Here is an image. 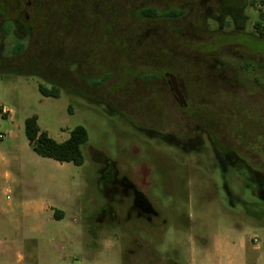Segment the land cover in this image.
Returning a JSON list of instances; mask_svg holds the SVG:
<instances>
[{
	"label": "rangeland",
	"instance_id": "374dc122",
	"mask_svg": "<svg viewBox=\"0 0 264 264\" xmlns=\"http://www.w3.org/2000/svg\"><path fill=\"white\" fill-rule=\"evenodd\" d=\"M261 1L2 0L14 29L0 31V264H100L102 251L105 264H264V192L243 166L223 172L207 142L182 152L143 132L202 130L264 175ZM34 68L71 93L1 74ZM160 71L192 86L190 118L146 79ZM32 115L57 142L83 126L82 165L38 156ZM109 236L118 248L103 250Z\"/></svg>",
	"mask_w": 264,
	"mask_h": 264
},
{
	"label": "trees",
	"instance_id": "16d2710c",
	"mask_svg": "<svg viewBox=\"0 0 264 264\" xmlns=\"http://www.w3.org/2000/svg\"><path fill=\"white\" fill-rule=\"evenodd\" d=\"M264 4V0L261 1ZM140 15L144 18H175L182 14L181 11H158L154 8H144L139 11ZM7 10L5 9L2 0H0V31L3 35L9 34V32L14 29V24L12 21L8 19L6 16ZM254 28L258 31L259 36L264 38V27L260 22H256L254 24ZM12 55L18 56L24 51V44L21 42H16L14 46L11 48ZM50 54V53H49ZM1 74H15V75H35L43 79V81L47 82L50 85V88L39 84L38 91L43 97H59L60 91L65 89L64 87L56 84L53 80L49 79V77L44 76L42 74V70L40 68L34 69H5ZM106 76H102L100 80H98V84H101ZM67 93H71L65 89ZM92 103V102H90ZM93 104V103H92ZM24 133L26 139L28 140L29 145L32 150L40 157L53 159L59 163H72L75 166H80L83 163L82 154H81V146L88 141V133L83 126H76L69 132V137L63 142H57L52 139L48 133L42 130L37 122V116L32 115L25 119L24 121ZM53 216L57 219H61L62 217H58L57 212H53Z\"/></svg>",
	"mask_w": 264,
	"mask_h": 264
},
{
	"label": "flooded vegetation",
	"instance_id": "af4514ba",
	"mask_svg": "<svg viewBox=\"0 0 264 264\" xmlns=\"http://www.w3.org/2000/svg\"><path fill=\"white\" fill-rule=\"evenodd\" d=\"M146 79L160 84L167 91V95L171 98L173 104L179 109L183 118L185 120L187 117L190 118V114L194 112V108L191 102L193 92L192 86L190 84L183 82L180 77L170 71H160L157 73H152V76H149ZM176 89L183 97L184 102L182 103V105L177 100V96L175 93ZM143 132L146 133L150 138L160 139L164 143L170 146H174L182 152H191L192 150H197L205 142H207L210 145L212 154L216 159L217 164L221 167V170H223V172H226L225 170L228 166L235 167V165H241L247 173L248 180L254 184L256 191L260 194L261 192H264V175L255 170H252L249 167H246L244 162L238 157H235L234 153L231 150L219 151L218 149H216L212 141H210L207 137H203L204 132L202 130L185 136L182 139L170 135L169 133L157 131L155 129H147Z\"/></svg>",
	"mask_w": 264,
	"mask_h": 264
},
{
	"label": "clouds",
	"instance_id": "9594fccd",
	"mask_svg": "<svg viewBox=\"0 0 264 264\" xmlns=\"http://www.w3.org/2000/svg\"><path fill=\"white\" fill-rule=\"evenodd\" d=\"M101 247L103 250H108V249H115L118 248L119 241L111 236L104 238L103 240L100 241ZM101 255V262L100 264H105V261L103 259L104 257V252L102 251L100 253ZM106 264H118V257L113 253V256L111 257L110 260L106 262Z\"/></svg>",
	"mask_w": 264,
	"mask_h": 264
},
{
	"label": "water",
	"instance_id": "95a60500",
	"mask_svg": "<svg viewBox=\"0 0 264 264\" xmlns=\"http://www.w3.org/2000/svg\"><path fill=\"white\" fill-rule=\"evenodd\" d=\"M175 93H176L178 102H180V104L182 105V103L184 102L183 97L181 96L180 92L177 89L175 90Z\"/></svg>",
	"mask_w": 264,
	"mask_h": 264
},
{
	"label": "crops",
	"instance_id": "0c3cea01",
	"mask_svg": "<svg viewBox=\"0 0 264 264\" xmlns=\"http://www.w3.org/2000/svg\"><path fill=\"white\" fill-rule=\"evenodd\" d=\"M0 110H2V113H5V111H7V110H5L4 108H2V109H0ZM24 259H25L24 256H22V255H19V256H18V260H19L20 263H21V262H24Z\"/></svg>",
	"mask_w": 264,
	"mask_h": 264
},
{
	"label": "built area",
	"instance_id": "2783aa9c",
	"mask_svg": "<svg viewBox=\"0 0 264 264\" xmlns=\"http://www.w3.org/2000/svg\"><path fill=\"white\" fill-rule=\"evenodd\" d=\"M0 138H1V135H0Z\"/></svg>",
	"mask_w": 264,
	"mask_h": 264
}]
</instances>
